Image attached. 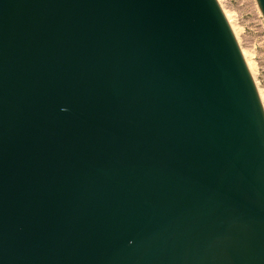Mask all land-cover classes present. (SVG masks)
I'll list each match as a JSON object with an SVG mask.
<instances>
[{"label": "water", "instance_id": "95a60500", "mask_svg": "<svg viewBox=\"0 0 264 264\" xmlns=\"http://www.w3.org/2000/svg\"><path fill=\"white\" fill-rule=\"evenodd\" d=\"M0 264H264V108L217 0H0Z\"/></svg>", "mask_w": 264, "mask_h": 264}, {"label": "rangeland", "instance_id": "374dc122", "mask_svg": "<svg viewBox=\"0 0 264 264\" xmlns=\"http://www.w3.org/2000/svg\"><path fill=\"white\" fill-rule=\"evenodd\" d=\"M236 32L241 51L247 55L251 75L264 98V17L257 0H218Z\"/></svg>", "mask_w": 264, "mask_h": 264}, {"label": "bare ground", "instance_id": "6f19581e", "mask_svg": "<svg viewBox=\"0 0 264 264\" xmlns=\"http://www.w3.org/2000/svg\"><path fill=\"white\" fill-rule=\"evenodd\" d=\"M217 2H218V0H217ZM222 11H223V10H222ZM223 13H224V15H225V17H226V19H227L229 25H230V27H231V29H232V31H233L235 37H236V32H235L236 29H234L235 27L233 28V26L231 25V22H230V20H229L228 15H227L225 12H223ZM241 52H242L243 58H244V60H245V63H246V65H247L248 69H249V72L252 73V72H251V65H250V63H249V61H248V59H247V57H246L247 55H245V53H244L243 51H241ZM257 90H258V89H257ZM258 93H259V96H260V99H261V102H262V105H263V108H264V98H263V96L260 94L259 91H258Z\"/></svg>", "mask_w": 264, "mask_h": 264}]
</instances>
